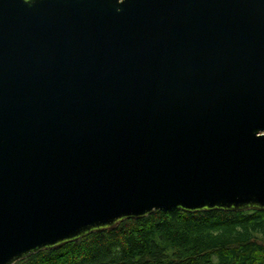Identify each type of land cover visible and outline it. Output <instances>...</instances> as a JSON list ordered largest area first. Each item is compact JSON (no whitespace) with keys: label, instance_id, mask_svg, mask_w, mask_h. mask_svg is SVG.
I'll return each instance as SVG.
<instances>
[{"label":"water","instance_id":"obj_1","mask_svg":"<svg viewBox=\"0 0 264 264\" xmlns=\"http://www.w3.org/2000/svg\"><path fill=\"white\" fill-rule=\"evenodd\" d=\"M173 208L264 210V0H0V264Z\"/></svg>","mask_w":264,"mask_h":264},{"label":"trees","instance_id":"obj_2","mask_svg":"<svg viewBox=\"0 0 264 264\" xmlns=\"http://www.w3.org/2000/svg\"><path fill=\"white\" fill-rule=\"evenodd\" d=\"M14 264H264V210H155Z\"/></svg>","mask_w":264,"mask_h":264}]
</instances>
